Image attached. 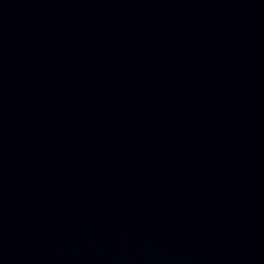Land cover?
I'll list each match as a JSON object with an SVG mask.
<instances>
[{
  "label": "water",
  "instance_id": "95a60500",
  "mask_svg": "<svg viewBox=\"0 0 264 264\" xmlns=\"http://www.w3.org/2000/svg\"><path fill=\"white\" fill-rule=\"evenodd\" d=\"M0 264H264V0H0Z\"/></svg>",
  "mask_w": 264,
  "mask_h": 264
}]
</instances>
